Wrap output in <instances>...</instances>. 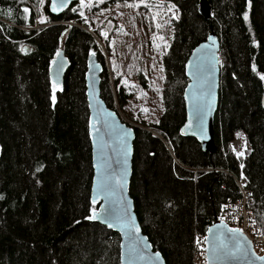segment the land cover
I'll return each mask as SVG.
<instances>
[{"label":"trees","instance_id":"1","mask_svg":"<svg viewBox=\"0 0 264 264\" xmlns=\"http://www.w3.org/2000/svg\"><path fill=\"white\" fill-rule=\"evenodd\" d=\"M46 1L0 0V264H118L117 233L86 218L93 207L83 84L88 51L102 65L100 96L114 109L117 101L134 121L128 192L142 232L165 264H192L193 234H203L220 204L238 196L240 170L255 219L263 224L264 0H207L208 17L198 13L197 0H103L144 8L143 49L150 48L149 55L160 51L162 71L161 107L153 119L126 105L138 99L135 84L113 68L108 73L107 40L101 30L95 28V37L76 23L80 4L51 14ZM94 2L92 8L102 3ZM171 8L169 40L156 47V22L163 25ZM36 16L46 19L35 25ZM210 29L219 42V81L215 149L207 152L178 127L184 118V61ZM59 49L68 66L53 102L47 70ZM138 79L145 84L140 73ZM237 133L246 139L243 157L229 145Z\"/></svg>","mask_w":264,"mask_h":264},{"label":"water","instance_id":"2","mask_svg":"<svg viewBox=\"0 0 264 264\" xmlns=\"http://www.w3.org/2000/svg\"><path fill=\"white\" fill-rule=\"evenodd\" d=\"M73 1L76 0H67L62 9L53 11V0H47V10L51 14L61 13ZM197 11L203 17H208V1L197 0ZM218 47V38L210 29L204 39L190 49L183 67L186 77L182 88L184 118L178 133L194 137L201 150L207 152L215 149L212 121L219 81ZM93 53L87 52L83 72L91 165L88 191L89 201L93 205L86 218L93 215L95 210L97 218L88 220L117 233L118 264H165L161 253L152 248L148 237L142 232L128 192L133 128L100 96L102 65ZM67 66V59L59 49L47 70L55 85L62 82ZM261 103L264 106V94ZM204 251L205 264H264V252L256 254L251 241L240 229L228 225L216 215L205 228Z\"/></svg>","mask_w":264,"mask_h":264},{"label":"rangeland","instance_id":"3","mask_svg":"<svg viewBox=\"0 0 264 264\" xmlns=\"http://www.w3.org/2000/svg\"><path fill=\"white\" fill-rule=\"evenodd\" d=\"M76 1L80 4V12L84 13L83 16L79 13V20L76 23L84 25L95 37L97 36L95 28L101 30L104 37V33L107 34L105 39L109 50L108 52L103 51V59L108 73L111 70L113 74V69H115V72L121 74L126 82L135 84L136 88L133 87L132 89L134 91L137 89L138 99L132 97L126 105L138 116L144 119H153L159 113L161 107L162 71L157 63V56L160 51L156 50L155 54L149 55L150 48H145V51L143 49L141 38L147 26L144 27L146 22L145 13L141 11L144 8L133 2L124 1L108 4L102 2L98 3V7L92 8L91 4H96L95 0H84L83 5H81L80 0ZM128 5L135 6L129 7ZM174 15L173 8L169 9L162 27H157L156 45L161 46L168 42V21ZM85 17L87 22H85ZM42 18V16H36L35 25H38L39 20ZM70 23L73 22L70 21ZM156 24L158 23L156 22ZM161 36L164 38L163 40L159 39ZM98 42L104 50L102 42L100 40ZM139 73L144 78V85L139 83ZM113 107L123 120L129 123L134 122L123 114L115 100H113ZM143 109H148V111Z\"/></svg>","mask_w":264,"mask_h":264},{"label":"built area","instance_id":"4","mask_svg":"<svg viewBox=\"0 0 264 264\" xmlns=\"http://www.w3.org/2000/svg\"><path fill=\"white\" fill-rule=\"evenodd\" d=\"M79 26L85 27L84 25ZM85 29L90 31L87 28ZM229 145L236 156H238L237 153L239 152H242L244 155L246 139L243 135L238 136L236 134L231 139ZM243 155L238 157H243ZM235 183L238 189V196L234 199L227 198L223 201L220 204L219 213L216 217L228 225L240 229L241 232L251 241L255 253L261 254L264 252V223H258L255 219L251 208L253 198L251 191L246 186V177L243 171H239L238 176L235 177ZM197 240H199V243H197ZM191 246L192 264H205L204 233H194Z\"/></svg>","mask_w":264,"mask_h":264},{"label":"snow or ice","instance_id":"5","mask_svg":"<svg viewBox=\"0 0 264 264\" xmlns=\"http://www.w3.org/2000/svg\"><path fill=\"white\" fill-rule=\"evenodd\" d=\"M39 2L42 3L43 0H39ZM80 2H81V5L84 4V0H80ZM100 2H103V0H100ZM142 2H144V0H142ZM66 3H67V0H53V3H52V10H53V11H58V10L62 9V8L65 6ZM128 6H129V7H133V6H135V5H128ZM77 10H78V9H76V8L73 9V11H77ZM24 12H25V13L29 12V9H28V8H25V9H24ZM80 15L83 16L84 13H83V12H80ZM45 19H46V18H42L40 22L43 23V22L45 21ZM245 19H247V14H245ZM85 22H87V18H86V17H85ZM156 26H157L158 28H159V27H162V25H160V24H157ZM104 35H105V37L107 36L106 33H104ZM159 39L163 40L164 38L161 36V37H159ZM209 39H211V37H209ZM156 47H159V45H156ZM57 55H59V53H58ZM92 55L94 56L95 53H93ZM262 79H264V77H262ZM55 91H56V86H55V83H54V85H53V96H52L53 102L55 101ZM143 110H144V111H148V109H143ZM237 135L240 136V135H242V134L237 133ZM234 150H235V149H234ZM237 155L240 156V155H243V153H242V152H239V153H237ZM241 167H243V166H241ZM38 170H39V169H38ZM96 218H97V216H96L95 210H93V215L89 216L88 219H96ZM108 226H109V227H112L111 224H109ZM230 231H239V230H237V229H231ZM205 239H207V238L205 237ZM197 243H199V240H197Z\"/></svg>","mask_w":264,"mask_h":264}]
</instances>
